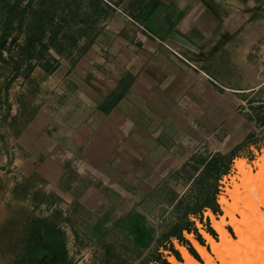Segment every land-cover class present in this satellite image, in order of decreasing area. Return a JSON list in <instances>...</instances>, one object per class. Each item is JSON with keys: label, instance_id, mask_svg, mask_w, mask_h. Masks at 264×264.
Instances as JSON below:
<instances>
[{"label": "crops", "instance_id": "1", "mask_svg": "<svg viewBox=\"0 0 264 264\" xmlns=\"http://www.w3.org/2000/svg\"><path fill=\"white\" fill-rule=\"evenodd\" d=\"M24 1L44 13L56 7L48 54L31 76L54 92L30 125L44 176H66L71 161L95 194L111 165L174 156L192 123L220 122L232 98L264 89V0Z\"/></svg>", "mask_w": 264, "mask_h": 264}, {"label": "rangeland", "instance_id": "2", "mask_svg": "<svg viewBox=\"0 0 264 264\" xmlns=\"http://www.w3.org/2000/svg\"><path fill=\"white\" fill-rule=\"evenodd\" d=\"M16 1L0 0V43L11 5ZM24 2L22 6H27ZM46 6L47 13H41L40 8L27 10L20 31L15 21L0 52V264H159V258L169 261L174 257L166 249L171 243L177 250L185 247L173 237L174 232L182 233L193 244L188 238L193 234L185 228L196 227L200 234L208 233V220L213 227L210 211L218 221L225 218L220 196L231 199L226 194L228 186L234 189L236 184H242L236 168L238 160L246 161L255 174L260 171L257 163L264 156V137L256 138L253 130L264 124V89L254 92V96L232 98L220 122L209 121L204 127L192 123L189 142L182 147L176 144L179 150L174 151V156L169 153L163 160L164 157L155 159L139 153L128 156L121 167L111 165L109 175L113 177L95 194L87 191L91 186L88 179H76L74 172L78 170L71 169V161L63 169L66 176H60L58 171L44 176L40 169L46 157L38 159V142L31 140L35 131L30 125L45 99L54 92L32 81L34 68L45 60L48 51L41 46L27 49L26 38L36 20L35 13L40 12L44 31L57 28L52 25L54 17L49 15L56 7ZM76 35V31L69 32L65 43ZM37 131L43 132L39 139L49 140L45 137L48 130ZM24 135L32 143L24 141ZM90 159L84 162L92 168L100 165ZM51 161L60 164V159ZM90 173L96 174L92 170ZM263 185L242 187L244 199L240 206H262L259 191ZM207 202L214 204L217 212L202 210V223L192 212ZM250 215L256 217L252 212ZM237 217L245 219L241 214ZM249 219L252 223L253 218ZM213 229L219 242V234ZM227 230L238 239L232 226L228 225Z\"/></svg>", "mask_w": 264, "mask_h": 264}, {"label": "bare ground", "instance_id": "3", "mask_svg": "<svg viewBox=\"0 0 264 264\" xmlns=\"http://www.w3.org/2000/svg\"><path fill=\"white\" fill-rule=\"evenodd\" d=\"M257 166L260 171L258 174H255L252 167L248 166L246 161L238 160L236 162V168L239 170L242 184H236L234 189L228 186L226 194L231 199L220 196V204L226 213L225 218L218 221L217 217L211 211L208 213L212 218L213 227L219 234L220 241L218 242L206 232L202 231L203 233L201 234L207 239L208 245L212 247L216 258L193 235L187 234L198 253L202 256L205 264H218V261H221L222 264H262L264 261V187L259 191L262 206L259 207L257 203H251L250 205L252 207H249L250 205L247 207L240 206L244 199L243 193L241 192L242 187L245 188L248 184L251 185L254 183L264 184V156L257 163ZM230 200H232V203H230ZM250 212L256 214V217H252ZM237 214L243 215L245 217L244 221L239 220ZM226 218H230V221H227ZM249 218H253L252 223ZM228 225L233 227L238 235V239H235L227 230ZM179 250L182 253L184 263L178 261L176 257H172L169 258L171 264H203L196 260L187 248L180 247ZM257 250L261 251L260 256L257 255Z\"/></svg>", "mask_w": 264, "mask_h": 264}, {"label": "trees", "instance_id": "4", "mask_svg": "<svg viewBox=\"0 0 264 264\" xmlns=\"http://www.w3.org/2000/svg\"><path fill=\"white\" fill-rule=\"evenodd\" d=\"M23 2L24 0H17L10 10L11 13L8 17L7 27L5 29L2 41L0 43V52L2 51V48L5 46L7 42V37L11 34L10 33L11 31L9 30L13 28L14 22L18 21L19 28L17 30L20 31L21 27L24 26V22H25L24 18H25V14L27 10L29 9L31 10L32 8L33 9L37 8V7H33L32 5L33 3H29L27 6H22ZM42 12L43 11H41V13ZM39 13H35L36 20L32 23L34 27L30 26L28 28V32H27L28 34L26 38V47L27 49H30V48H33L34 46H41V49H43L44 51H48L47 46L43 44V39L46 36V33L42 27V22H44V20L38 17ZM204 209H211L213 212H217L215 210L214 204L210 202L205 203L199 211L193 210L194 212H192V214L195 217L200 218L202 223L204 220L202 218L201 213H202V210ZM193 226L195 227V223H193ZM206 229H207V232L210 233L214 238L216 239L218 238L216 231L211 226L210 220L206 222ZM184 230L187 231L189 234H193L202 246H207L206 241L204 240L203 236L200 234L199 230L196 227L195 228L189 227V228H185ZM179 231H182V230L180 229ZM173 235H174L173 236L174 238H177L180 241V243L189 250V252L193 255V257L196 260L203 263V260L201 259L196 249L193 247L192 243L189 240H187L182 235V233L174 232ZM166 249L170 251L172 256H175L178 261L183 262L179 250H177L172 243L170 244V247ZM208 249L210 250V247H208ZM158 263L159 264H171L166 258H159Z\"/></svg>", "mask_w": 264, "mask_h": 264}, {"label": "built area", "instance_id": "5", "mask_svg": "<svg viewBox=\"0 0 264 264\" xmlns=\"http://www.w3.org/2000/svg\"><path fill=\"white\" fill-rule=\"evenodd\" d=\"M253 133L255 134L256 138L264 137V124H259L257 127L254 126Z\"/></svg>", "mask_w": 264, "mask_h": 264}]
</instances>
